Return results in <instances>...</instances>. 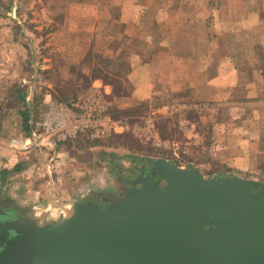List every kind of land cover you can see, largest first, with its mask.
I'll use <instances>...</instances> for the list:
<instances>
[{"label": "rangeland", "instance_id": "374dc122", "mask_svg": "<svg viewBox=\"0 0 264 264\" xmlns=\"http://www.w3.org/2000/svg\"><path fill=\"white\" fill-rule=\"evenodd\" d=\"M54 1L0 0V24L17 30V54L25 60L29 80L63 100L98 93L108 112L127 126L104 139L63 142L56 150L59 156L50 161L56 154L50 147L14 152L12 157L8 142L27 134L20 121L23 115L11 127L0 120V141L8 144L1 149L0 209L54 221L93 193L123 196L129 179L150 173L152 163L160 160L194 165L208 177L229 173L264 181V106L238 107L199 98L192 84L165 80L155 81L149 97H135V78L122 79L136 59L128 50L115 48L123 47L119 37L108 43L102 26L94 36L61 30L54 34L57 21L60 26L77 21ZM76 37L94 39V49L80 60L59 49ZM41 94H35L37 114ZM242 97L240 103L246 104ZM10 100L8 107L25 110V100ZM61 202L65 207H57L56 215L50 213L51 204Z\"/></svg>", "mask_w": 264, "mask_h": 264}, {"label": "water", "instance_id": "95a60500", "mask_svg": "<svg viewBox=\"0 0 264 264\" xmlns=\"http://www.w3.org/2000/svg\"><path fill=\"white\" fill-rule=\"evenodd\" d=\"M116 200L0 218V264H264V181L169 160Z\"/></svg>", "mask_w": 264, "mask_h": 264}, {"label": "crops", "instance_id": "0c3cea01", "mask_svg": "<svg viewBox=\"0 0 264 264\" xmlns=\"http://www.w3.org/2000/svg\"><path fill=\"white\" fill-rule=\"evenodd\" d=\"M53 4L77 20L63 26L57 21L54 34L94 36L102 26L108 43L119 37L123 47L115 48L128 50L136 59L122 79L135 78L139 85L135 97H149L155 81L165 80L192 84L199 98L230 101L238 107L264 106V0H55ZM16 34L11 24H0V120L11 127L22 114V130L27 132L23 112L30 107L32 113L36 98L28 99L33 83L24 58L17 54ZM93 41L76 37L59 49L80 60L92 52ZM10 98L25 100V110L8 107ZM6 144L0 141L3 159ZM65 204L56 203L59 208Z\"/></svg>", "mask_w": 264, "mask_h": 264}, {"label": "built area", "instance_id": "2783aa9c", "mask_svg": "<svg viewBox=\"0 0 264 264\" xmlns=\"http://www.w3.org/2000/svg\"><path fill=\"white\" fill-rule=\"evenodd\" d=\"M39 91L42 92L40 106L32 122L31 131L10 139L9 147L15 153H27L43 147H50L56 153L58 146L63 142L85 137L104 139L114 132L122 131L119 127L125 129L127 126L123 119L115 118L108 112L98 93L63 100L50 89L43 91L39 89L38 84H34L28 99L33 98ZM58 156L56 153L50 161Z\"/></svg>", "mask_w": 264, "mask_h": 264}, {"label": "flooded vegetation", "instance_id": "af4514ba", "mask_svg": "<svg viewBox=\"0 0 264 264\" xmlns=\"http://www.w3.org/2000/svg\"><path fill=\"white\" fill-rule=\"evenodd\" d=\"M151 173V171H150ZM119 196H109V195H106V194H98V193H93L88 199L84 200L85 201H88V200H93L97 203H100V204H107V203H110L114 200H116ZM19 214H21L20 217ZM8 216H11L12 218H24L23 216V213H17L15 210L11 209V210H5V209H0V218H8ZM42 221V220H40ZM45 221V220H43ZM1 243V242H0ZM2 246L0 245V251L2 250Z\"/></svg>", "mask_w": 264, "mask_h": 264}, {"label": "trees", "instance_id": "16d2710c", "mask_svg": "<svg viewBox=\"0 0 264 264\" xmlns=\"http://www.w3.org/2000/svg\"><path fill=\"white\" fill-rule=\"evenodd\" d=\"M57 97L63 99V97H61V96H57ZM36 104H37V102H36ZM30 111H31V109H30V107H28L26 109V111L23 112L24 113V125H25V129L27 130V133L30 132V129H31V126H32V122L36 118V114H37L36 106H35V108H32V113L31 114H30Z\"/></svg>", "mask_w": 264, "mask_h": 264}, {"label": "bare ground", "instance_id": "6f19581e", "mask_svg": "<svg viewBox=\"0 0 264 264\" xmlns=\"http://www.w3.org/2000/svg\"><path fill=\"white\" fill-rule=\"evenodd\" d=\"M47 206V205H46ZM50 213H52V214H57V205L56 204H54L53 206H51V208H50Z\"/></svg>", "mask_w": 264, "mask_h": 264}]
</instances>
